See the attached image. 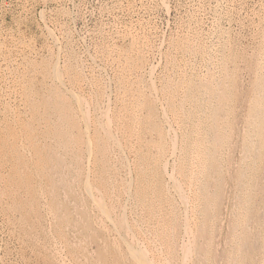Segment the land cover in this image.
<instances>
[{"label": "rangeland", "instance_id": "374dc122", "mask_svg": "<svg viewBox=\"0 0 264 264\" xmlns=\"http://www.w3.org/2000/svg\"><path fill=\"white\" fill-rule=\"evenodd\" d=\"M15 55L19 57L17 58ZM14 59L15 62H13ZM29 59L32 66L28 63ZM31 61L36 63V66H33ZM53 61L60 63L57 64L62 77L65 75L63 77L64 84H55L53 81V74L50 73ZM152 61L153 64H156L155 66L151 64ZM76 62L79 64L76 65ZM0 63V88H2L0 89V117L2 116L0 123H3L0 124V198L2 199L0 200V264H27V262L28 264H42L45 261V264H82L83 261V264L90 262V264H112V262L113 264L121 262L139 264L127 251L125 243L127 237L128 242L134 240L133 244L137 243V239H140V243L144 239L142 245L144 244L143 246L147 249L153 264H173L176 263L175 260L178 262L176 264H214L215 262V264H264V219H261L264 218L262 211L264 210V188L262 189L264 182H261L264 181V172L262 174L264 170V0H0ZM23 63L24 67L21 66ZM99 64L106 68L97 67ZM223 66L226 68L224 69ZM24 68L29 69L25 70ZM99 71L100 73H98ZM234 71L237 73L235 76ZM44 76L45 78H43ZM152 80L157 82V87ZM51 87L56 92L53 93V96L57 94L59 98H71L68 103L73 108H76V101L69 96L68 91L70 90L74 93L77 92L78 94H76L81 95L80 97L83 96V100L87 99V103L93 107L85 104L86 109L89 106L90 110L88 111H91L90 116L93 124L91 132H95L98 136L92 143L91 156L83 136L85 123L81 120V113L77 108L72 111L75 125L70 131L73 142L65 143L64 147L56 142L60 137L54 136L50 130L54 127L55 116L58 115V112L56 113L52 108L53 102L50 105L52 101V97L50 98ZM64 87H67L68 91ZM153 87H156V92ZM236 87L239 88L236 89ZM62 88L64 90H61ZM55 99L56 97L53 100ZM5 101L8 103H6L7 105L4 103ZM107 103L108 105H106ZM9 104L14 106L11 108ZM254 104L259 105L257 112L259 111L262 123L260 129L256 123L258 114L253 110ZM98 105H101L100 109ZM162 109H164L163 112ZM103 112L111 117V131L117 135L115 137L119 141L116 144H112L113 141L109 142L101 125L99 126L105 118ZM99 113L102 115L100 116ZM31 143H34L37 150L39 149L37 155L34 154L30 146ZM124 149L125 151H123ZM18 154L22 156L19 157ZM218 157L220 158L218 159ZM119 159L121 163L125 164H121ZM114 161L116 162L114 163ZM166 161L167 163L164 164ZM87 164L89 167H86ZM165 165L167 172L173 173L174 178H172L173 175L169 177L163 168ZM172 167L174 170L171 169ZM128 168L133 171L129 172ZM229 176L230 178H228ZM129 178L131 179L128 180ZM87 182L88 184L91 182L90 191L94 189V185L95 188H101L100 191L96 189L94 194L98 197L99 194L102 195L101 192L104 193V196L102 195L104 201L102 196L100 199L103 202L106 200L109 218L113 222L107 220V217L101 214V210L91 203L93 202L91 194L85 185ZM47 183L50 185L49 187H47ZM257 186L259 191L256 190ZM19 190L24 192L20 193ZM162 190L165 191L162 192ZM174 194L175 196H173ZM157 201L161 202L157 203ZM105 204L103 203V205ZM132 207L133 209H131ZM33 208L35 209L33 210ZM183 208L188 210L185 211L186 209ZM37 213L38 216H41H36ZM122 213L125 215L124 218ZM184 214L188 216L186 217ZM47 215L49 216L47 217ZM12 216H15L14 219ZM251 218H254L253 221ZM227 221L230 223L229 226ZM118 222H120V226H125L124 229L123 226L119 227ZM252 223L254 225L251 226ZM20 225L22 229L18 227ZM129 225H133V227H129ZM114 226L118 229H114ZM126 226L129 227H127L128 230H125ZM107 227L111 230L107 231ZM186 227L188 228L185 230L186 234L189 235H185L184 228L186 229ZM25 229L30 236L27 231L23 232ZM258 229L260 230L257 231ZM14 232H18V234ZM119 232L121 238H126L125 240L120 239ZM114 233L115 236H113ZM41 234L42 237L39 236ZM133 234L136 239L135 236L131 237ZM219 237L223 238L220 244ZM248 237L251 239L248 240ZM252 237L257 238L256 241ZM150 238L151 240H148ZM155 238L157 241L159 240V243ZM36 240H40L38 244L43 245L39 253L38 248L40 249L41 245L36 244ZM45 242L50 244L47 243V245ZM113 244L117 249L113 247ZM117 244L118 246H116ZM162 244L164 245L162 246ZM181 244L183 248H180ZM224 244L227 246L226 250L222 246ZM49 245L51 250H49ZM246 245L250 248H246ZM120 246H123L122 250ZM251 248L253 251L250 250ZM33 249H35V254ZM185 249L187 252H184ZM247 249L251 256H249V252V254L245 252ZM92 250H95L96 253ZM123 251L126 252L125 255L121 253ZM152 251L153 253H151ZM76 253L79 257L75 256ZM110 253L111 255H109ZM180 254L182 256L185 254L184 258L186 259ZM122 255L124 256L122 257ZM125 257L127 258L125 259ZM37 259L38 261H36ZM158 260L159 262H157ZM169 260H172V263ZM244 261L245 263H243Z\"/></svg>", "mask_w": 264, "mask_h": 264}, {"label": "bare ground", "instance_id": "6f19581e", "mask_svg": "<svg viewBox=\"0 0 264 264\" xmlns=\"http://www.w3.org/2000/svg\"><path fill=\"white\" fill-rule=\"evenodd\" d=\"M219 3H220V2H219ZM215 4H216V3H215ZM220 12H221V11H220ZM45 24H46V23H45ZM216 24H217V23H216ZM55 27H56V26H55ZM212 28H213V27H212ZM215 28H216V27H215ZM46 29H48V28H46ZM186 31H187V30H186ZM222 32H223V31H222ZM210 33H211V32H210ZM212 33H213V32H212ZM214 33H215V32H214ZM217 33H218V32H217ZM225 33H226V32H225ZM52 34H53V33H52ZM200 34H201V33H200ZM204 34H205V33H204ZM53 35H54V34H53ZM134 35H135V34H134ZM211 35H212V34H211ZM220 35H221V34H220ZM58 36H59V35H58ZM61 36H62V35H61ZM213 36H214V35H213ZM222 36H223V35H222ZM51 37H52V36H51ZM209 37H210V36H209ZM217 37H218V36H217ZM223 38H224V37H223ZM14 39H15V38H14ZM197 39H198V38H197ZM209 39H210V38H209ZM209 39H208V40H209ZM214 39H215V38H214ZM225 39H227V38H225ZM150 40H152V39H150ZM215 40H216V39H215ZM143 41H144V40H143ZM180 41H181V40H180ZM258 41H259V40H258ZM59 43H60V42H59ZM114 43H115V42H114ZM120 43H122V42H120ZM125 43H126V42H125ZM125 43H123V44H125ZM195 43H196V42H195ZM214 43H215V42H214ZM217 43H218V42H217ZM147 44H148V43H147ZM161 44H162V43H161ZM212 44H213V42H212ZM115 45H116V44H115ZM142 45H143V44H142ZM195 45H196V44H195ZM218 45H219V44H218ZM223 45H224V44H223ZM226 45H227V44H226ZM29 46H30V45H29ZM29 46H28V47H29ZM69 46H70V45H69ZM118 46H119V45H118ZM121 46H122V45H121ZM151 46H152V45H151ZM157 46H158V45H157ZM215 46H216V45H215ZM14 47H15V46H14ZM72 47H73V46H72ZM113 47H114V46H113ZM199 47H200V46H199ZM18 48H19V47H18ZM20 48H21V46H20ZM88 48H89V47H88ZM108 48H110V47H108ZM125 48H126V46H125ZM159 48H160V47H159ZM196 48H197V47H196ZM254 48H255V47H254ZM204 49H205V48H204ZM211 49H212V47H211ZM226 49H227V48H226ZM24 50H25V49H24ZM60 50H61V49H60ZM60 50H59V51H60ZM110 50H111V49H110ZM117 50H118V49H117ZM57 51H58V50H57ZM191 51H193V50H191ZM195 51H196V50H195ZM202 51H203V50H202ZM231 51H232V50H231ZM10 52H11V51H10ZM17 52H18V51H17ZM29 52H30V51H29ZM39 52H40V51H39ZM74 52H75V51H74ZM112 52H113V51H112ZM114 52H115V51H114ZM144 52H145V51H144ZM203 52H204V51H203ZM218 52H219V51H218ZM145 53H146V52H145ZM153 53H154V52H153ZM193 53H194V52H193ZM207 53H208V52H207ZM211 53H212V52H211ZM11 54H12V53H11ZM31 54H32V53H31ZM89 54H90V53H89ZM109 54H110V53H109ZM195 54H196V52H195ZM204 54H205V52H204ZM213 54H214V53H213ZM262 54H263V53H262ZM24 55H25V53H24ZM36 55H37V54H36ZM122 55H123V54H122ZM148 55H149V54H148ZM185 55H186V54H185ZM220 55H221V54H220ZM231 55H232V54H231ZM10 56H11V55H10ZM90 56H91V54H90ZM90 56H89V57H90ZM191 56H192V55H191ZM207 56H208V55H207ZM218 56H219V55H218ZM221 56H222V55H221ZM2 57H3V56H2ZM15 57H17V56L15 55ZM18 57H19V56H18ZM18 57H17V58H18ZM118 57H119V56H118ZM154 57H155V56H154ZM196 57H197V54H196ZM210 57H211V56H210ZM219 57H220V56H219ZM227 57H228V56H227ZM255 57H257V56L255 55ZM22 58H23V57H22ZM29 58H30V57H29ZM76 58H77V57H76ZM91 58H92V57H91ZM93 58L95 59V57H93ZM122 58H123V57H122ZM184 58H185V57H184ZM258 58H259V57H258ZM41 59H42V58H41ZM51 59H52V58H51ZM104 59H105V58H104ZM107 59H108V58H107ZM204 59H205V58H204ZM219 59H220V58H219ZM234 59H235V58H234ZM247 59H248V58H247ZM252 59H253V58H252ZM254 59H255V58H254ZM254 59H253V60H254ZM9 60H10V59H9ZM56 60L58 61L59 59H56ZM56 60H54V61H56ZM91 60H93V59H91ZM187 60H188V59H187ZM193 60H194V59H193ZM206 60H207V59H206ZM256 60H257V59H256ZM2 61H3V60H2ZM2 61H1V62H2ZM4 61H5V60H4ZM10 61H12V60H10ZM20 61H22V60H20ZM54 61H53L54 64L52 65V68H51L52 70H51V72H50V73L53 74V79H54L53 81L55 82V84H60V83H63V84H64L65 82L63 81V77H64L65 75L62 77L61 71L59 70V66H58V64H57V63H59V62H54ZM80 61H81V60H80ZM93 61L96 62L95 60H93ZM110 61H111V60H110ZM112 61H113V60H112ZM158 61H159V60H158ZM203 61H204V60H203ZM224 61H225V60H224ZM228 61H229V60H228ZM228 61H227V62H228ZM239 61H240V60H239ZM13 62H15V59H14ZM16 62H17V60H16ZM185 62H186V61H185ZM191 62H193V61H191ZM222 62H223V61H222ZM231 62H232V61H231ZM231 62H230V64H231ZM26 63H27V62H26ZM28 63L30 64V59H29ZM31 63L34 64L33 61H31ZM69 63H70V62H69ZM83 63H84V61H83ZM83 63H82V64H83ZM101 63H102V62H101ZM150 63H151V62H150ZM179 63H180V62H179ZM200 63H201V62H200ZM214 63H215V62H214ZM236 63H237V61H236ZM241 63H242V62H241ZM0 64H1V63H0ZM6 64H7V63H6ZM15 64H16V63H15ZM35 64H36V63H35ZM35 64H34L33 66H36ZM59 64H60V63H59ZM61 64H62V63H61ZM77 64H79V63L76 62V65H77ZM97 64H98V63H97ZM151 64H153V61H152ZM212 64H213V63H212ZM217 64H218V63H217ZM221 64H222V63H221ZM234 64H235V63H234ZM253 64H254V63H253ZM8 65H9V64H8ZM26 65H28V64H26ZM49 65H50V64H49ZM49 65H48V67H49ZM62 65H63V64H62ZM66 65H67V64H66ZM153 65L155 66L156 64H153ZM180 65H181V64H180ZM206 65H207V64H206ZM224 65H225V64H224ZM235 65H236V64H235ZM237 65H238V64H237ZM242 65H243V64H242ZM0 66H1V65H0ZM21 66L24 67V63H23V65H21ZM30 66H32V65L30 64ZM100 66H102V65L99 64V66H97V67H100ZM183 66H184V65H183ZM194 66H195V65H194ZM204 66H205V65H204ZM207 66H208V65H207ZM238 66H239V65H238ZM238 66H237V67H238ZM252 66H253V65H252ZM4 67H5V65H4ZM28 67H29V66H28ZM45 67H46V66H45ZM71 67H72V66H71ZM102 67L106 68L105 66H102ZM151 67H152V65H151ZM185 67H186V66H185ZM189 67H190V66H189ZM195 67H196V66H195ZM223 67H224V69L226 68L225 66H223ZM239 67H242V66H239ZM250 67H251V66H250ZM0 68H1V67H0ZM5 68H7V67H5ZM9 68H10V67H9ZM61 68H62V67H61ZM63 68H64V67H63ZM79 68H80V67H79ZM205 68H206V67H205ZM254 68H255V66H254ZM12 69H13V68H12ZM24 69H25V68H24ZM27 69H29V68H27ZM27 69H25V70H27ZM42 69H43V68H42ZM84 69H85V68H84ZM91 69H92V68H91ZM98 69H99V68H98ZM154 69H155V68H154ZM217 69H218V67H217ZM238 69H239V68H238ZM1 70H2V69H1ZM13 70H15V69H13ZM17 70H18V69H17ZM34 70H35V69H34ZM46 70H47V69H46ZM61 70H62V69H61ZM95 70H96V69H95ZM163 70H164V69H163ZM214 70H215V68H214ZM220 70H222V69L220 68ZM251 70H252V68H251ZM253 70H254V69H253ZM257 70H258V69H257ZM7 71H8V70H7ZM9 71H11V70H9ZM23 71H24V70H23ZM48 71H49V70H48ZM62 71H63V70H62ZM74 71H75V70H74ZM81 71H82V69H81ZM83 71H84V70H83ZM93 71H94V69H93ZM100 71H102V70H100ZM100 71H99L98 73H100ZM117 71H118V70H117ZM141 71H142V70H141ZM197 71H198V70H197ZM223 71H226V70H223ZM28 72H29V71H28ZM28 72H27V73H28ZM31 72H32V71H31ZM37 72H38V70H37ZM39 72H40V71H39ZM66 72H67V71H66ZM70 72H71V71H70ZM89 72H90V71H89ZM174 72H175V71H174ZM178 72H179V71H178ZM178 72H177V73H178ZM234 72H235V73H234V76H235L237 73H236V71H234ZM251 72H252V71H251ZM9 73H10V72H9ZM25 73H26V72H25ZM34 73H35V72H34ZM40 73H41V72H40ZM48 73H49V72H48ZM50 73H49V74H50ZM62 73H63V72H62ZM76 73H77V72H76ZM84 73H85V71H84ZM87 73H88V72H87ZM135 73H137V72H135ZM138 73H139V72H138ZM138 73H137V74H138ZM187 73H188V72H187ZM202 73H203V72H202ZM4 74H5V72H4ZM148 74H149V73H148ZM5 75H6V74H5ZM7 75H8V74H7ZM23 75H26V74H23ZM47 75H48V74H47ZM71 75H72V74H71ZM99 75H100V74H99ZM162 75H163V74H162ZM213 75H214V74H213ZM219 75H220V74H219ZM223 75H224V74H223ZM228 75H229V74H228ZM228 75H227V76H228ZM230 75H231V74H230ZM232 75H233V74H232ZM238 75H239V74H238ZM12 76H13V75H12ZM94 76H95V75H94ZM94 76H93V77H94ZM113 76H114V75H113ZM149 76H150V75H149ZM171 76H172V75H171ZM201 76H202V75H201ZM203 76H204V75H203ZM225 76H226V75H225ZM227 76H226V77H227ZM239 76H240V75H239ZM255 76H256V75H255ZM255 76H254V77H255ZM6 77H7V76H6ZM22 77H24V76H22ZM26 77H27V76H26ZM32 77H33V76H32ZM106 77H107V76H106ZM197 77H198V76H197ZM216 77H217V76H216ZM220 77H221V76H220ZM248 77H249V75H248ZM259 77H260V76H259ZM15 78H16V76H15ZM20 78H21V77H20ZM33 78H35V76H34ZM43 78H45V76H44ZM67 78H68V77H67ZM76 78H77V77H76ZM84 78H85V76H84ZM86 78H88V77H86ZM150 78H151V77H150ZM163 78H164V77H163ZM241 78H242V77H241ZM5 79H6V78H5ZM10 79H11V78H10ZM16 79H17V78H16ZM16 79H15V80H16ZM18 79H19V75H18ZM142 79H143V78H142ZM20 80H21V79H20ZM27 80H28V79H27ZM37 80H38V79H37ZM79 80H80V79H79ZM88 80H89V79H88ZM102 80H103V79H102ZM153 80H154V79H153ZM153 80H152V81H153ZM162 80H163V79H162ZM195 80H196V79H195ZM224 80H225V79H224ZM236 80L238 81V79H236ZM239 80H240V79H239ZM32 81H33V80H32ZM42 81H43V80H42ZM66 81H67V79H66ZM80 81H81V80H80ZM109 81H111V80H109ZM152 81H151V82H152ZM155 81H156V79H155ZM172 81H173V80H172ZM237 81H236V83H237ZM240 81H241V80H240ZM250 81H251V80H250ZM7 82H8V81H7ZM25 82H26V81H25ZM30 82H31V81H30ZM1 83H2V82H1ZM4 83H5V82H4ZM13 83H14V82H13ZM17 83H19V82H17ZM41 83H43V82H41ZM41 83H40V84H41ZM44 83H45V82H44ZM66 83H67V82H66ZM75 83H76V82H75ZM153 83H154L155 85L157 84V82L155 83L154 81H153ZM153 83H152V85H153ZM196 83H197V82H196ZM21 84H22V83H21ZM45 84H46V83H45ZM47 84H48V83H47ZM71 84H72V82H71ZM90 84H91V83H90ZM110 84H111V83H110ZM110 84H109V85H110ZM202 84H203V82L201 83V85H202ZM218 84H219V83H218ZM7 85H8V84H7ZM12 85H13V84H12ZM23 85H24V84H23ZM30 85H31V84H30ZM30 85H26V86H30ZM52 85H54V84H52ZM68 85H69V84H68ZM109 85H108V86H109ZM142 85H143V84H142ZM18 86H20V85H18ZM33 86H34V85H33ZM62 86H64V85H62ZM78 86H79V85H78ZM110 86H111V85H110ZM204 86H206V85H204ZM204 86H203V87H204ZM40 87H41V86H40ZM42 87H43V86H42ZM59 87H60V86H59ZM74 87H75V86H74ZM156 87H157V85H156ZM156 87H153V89L155 90ZM206 87H207V86H206ZM3 88H4V87H3ZM15 88H16V87H15ZM21 88H22V87H21ZM23 88H24V87H23ZM26 88H27V87H26ZM47 88H49V87H47ZM47 88H46V89H47ZM52 88H53V87H51V89H52ZM64 88H66V90H67V87H64ZM105 88H106V87H105ZM142 88H143V87H142ZM237 88H239V87H236V89H237ZM0 89H2V88H0ZM5 89H6V87H5ZM28 89H29V88H28ZM28 89H27V90H28ZM109 89H110V88H109ZM204 89H206V88H204ZM29 90H30V89H29ZM29 90H28V91H29ZM31 90H32V88H31ZM43 90H44V89H43ZM47 90H48V89H47ZM61 90H64V89L62 88ZM69 90H70V89H69ZM72 90L75 91V89H72ZM78 90H79V89H78ZM111 90H112V89H111ZM4 91H5V90H4ZM28 91H27V92H28ZM67 91H68V90H67ZM79 91H80V90H79ZM89 91H90V90H89ZM94 91H95V90H94ZM105 91H107V90H105ZM157 91H158V90H157ZM165 91H166V90H165ZM216 91H217V90H216ZM9 92H10V91H9ZM31 92H32V94H33V91H31ZM64 92H65V91H64ZM68 92H69V96H71V97H73V98L75 99V101H76V103H75V104H76V108L80 111V113H81V120H83V123H85V126H84L85 131H84V135H83V136H84V138L86 139L85 142H86V145H87V149H88V151H89L88 153H89V155L91 156L90 153H92V152H91L92 143L97 139L98 136L96 135L95 132H94V133L91 132V130H93V129H91V127H92L93 124H92L91 116H90V115H91V114H90L91 111H90V112L88 111V110H90V109H88L89 106H90V104L87 103V102H88L87 99L85 100L86 102L83 100V96L80 97L81 95H77V94H78L77 92H76L77 94L74 93V92L71 91V90L68 91ZM109 92H110V91H109ZM109 92H108V93H109ZM155 92H156V90H155ZM239 92H240V91H239ZM1 93L4 94L3 92H1ZM7 93H8V92H7ZM51 93H52L51 96L48 94V97H49V96H50V98L52 97V101L50 102V105H51L52 102H53V106H52V108L56 111V113L58 112V115L55 116V117H56V121L54 122V127H52L50 130H51V132L53 133L54 136H57V135H58V137H60L59 140H58V139L56 140V142H57L58 144H60V146H63V147H64V146H65V145H64L65 143H68V142L72 143V142H73V139H72V133H71L70 129H71V128H74V125H75V122H74V120H73V118H72V111H73V109H76V108H75V107L73 108V107L68 103V102L70 101L71 98H69V97L59 98V97L57 96V94H54V96H53V93H56L53 89L51 90ZM90 93H91V92H90ZM20 94H21V93H20ZM24 94H25V92H24ZM24 94H23V95H24ZM92 94H93V93H92ZM256 94H257V93H256ZM0 95H1V94H0ZM55 95H56V96H55ZM82 95H83V94H82ZM106 95H107V94H106ZM109 95H110V94H109ZM180 95H181V94H180ZM238 95H239V94H238ZM24 96H25V95H24ZM45 96H46V95H45ZM104 96H105V95H104ZM110 96H111V95H110ZM9 97H10V96H9ZM14 97H15V96H14ZM20 97H21V96H20ZM34 97H35V96H34ZM54 97H56L55 100H53ZM85 97H86V96H85ZM85 97H84V98H85ZM96 97H97V95H96ZM107 97H109V96H107ZM243 97H244V96H243ZM0 98H1V96H0ZM3 98H4V95H3ZM12 98H13V97H12ZM73 98H72V99H73ZM88 98H89V97H88ZM109 98H110V97H109ZM159 98H160V97H159ZM15 99H17V98H15ZM15 99H14V100H15ZM39 99H40V98H39ZM91 99H92V97H91ZM212 99H213V97H212ZM221 99H222V98H221ZM238 99H241V98H238ZM4 100H5V99H4ZM30 100H31V98H30ZM30 100H29V101H30ZM42 100H43V99H42ZM89 100H90V99H89ZM111 100H112V98H111ZM163 100H164V99H163ZM24 101H25V99H24ZM29 101H28V102H29ZM72 101H73V100H72ZM185 101H186V100H185ZM2 102H3V101H2ZM19 102H20V101H19ZM34 102H35V101H34ZM102 102H103V101H102ZM106 102H108V101H106ZM109 102H110V101H109ZM159 102H162V101H159ZM4 103L6 104L7 102L5 101ZM30 103H31V102H30ZM90 103H91V102H90ZM98 103H99V101H98ZM103 103H104V102H103ZM236 103H237V102H236ZM7 104H8V103H7ZM7 104H6V105H7ZM85 104L89 105L87 109H86V107H85ZM1 105H2V104H1ZM18 105H19V104H18ZM91 105H93V104H91ZM106 105H108V103H107ZM109 105H110V103H109ZM9 106H11V105L9 104ZM13 106H14V105H13ZM13 106H11V108H12ZM25 106L27 107V105H25ZM28 106H29V105H28ZM41 106H42V105H41ZM94 106H95V104H94ZM96 106H97V105H96ZM98 106H99V105H98ZM100 106H101V105H100ZM100 106H99V109H100ZM161 106H162V105H161ZM186 106H187V105H186ZM258 106H259V105L254 104V107H253V110L256 112V114L259 113V111L257 112V107H258ZM15 107H16V106H15ZM26 107H25V109H26ZM90 107H91V106H90ZM125 107H126V105H125ZM162 107H164V106H162ZM241 107H242V106H241ZM2 108H3V107H2ZM5 108H6V107H5ZM21 108H22V106H21ZM31 108L33 109L32 105H31ZM31 108H30V109H31ZM91 108H93V107H91ZM107 108H108V106H107ZM238 108H239V107H238ZM243 108H244V107H243ZM115 109H116V108H115ZM164 109H165V108H164ZM164 109H162V112L164 111ZM231 109H232V108H231ZM0 110H1V109H0ZM3 110H4V109H3ZM93 110H94V109H93ZM109 110H110V108H109ZM238 110H239V109H238ZM12 111H13V109H12ZM20 111H21V110H20ZM25 111H26V110H25ZM28 111L30 112V110H28ZM28 111H27V112H28ZM98 111H99V110H98ZM104 111H105V110H104ZM106 111H107V113H108V109H107ZM110 111H111V110H110ZM241 111H242V109H241ZM244 111H245V110H244ZM9 112L11 113V111H9ZM9 112H8V113H9ZM22 112H23V111H22ZM41 112H42V111H41ZM95 113H96V112H95ZM105 113H106V112H105ZM4 114H5V113H4ZM4 114H3V115H4ZM243 114H244V113H243ZM12 115H13V114H12ZM54 115H55V114H54ZM93 115H94V114H93ZM99 115H100V113H99ZM101 115H102V114H101ZM101 115H100V116H101ZM103 115H105L104 112H103ZM164 115H165V114H164ZM222 115H223V114H222ZM9 116H10V115H9ZM14 116H15V115H14ZM27 116H28V115H27ZM33 116H34V115H33ZM108 116H109V115H105V116H103V117H105L104 120H103V122H102V123L100 122L101 124H99V123H98V124H99V126L101 125V128H102V130H103V132H104V135H105V137L109 140V142H110V141H113L112 144H116V143L119 142V141H117V139H116L117 137H115V136H117V135H116V134L114 135V133H112V131H111V127H112V126H111V123H112V122H111V117H108ZM242 116H243V115H242ZM1 117H2V116H1ZM1 117H0V118H1ZM37 117H38V116H37ZM129 117H130V116H129ZM221 117H222V116H221ZM223 117H224V116H223ZM238 117H239V116H238ZM38 118H39V117H38ZM51 118H52V116H51ZM53 118H54V117H53ZM146 118H147V117H146ZM205 118H206V117H205ZM210 118H211V117H210ZM240 118H241V117H240ZM11 119H12V118H11ZM14 119H15V118H14ZM97 119H98V117H97ZM102 119H103V118H102ZM158 119H159V118H158ZM167 119H168V118H167ZM208 119H209V118H208ZM221 119H222V118H221ZM0 120H1V119H0ZM27 120H28V119H27ZM113 120H114V119H113ZM237 120H239V119H237ZM244 120H245V119H244ZM19 121H20V120H19ZM23 121H24V119H23ZM167 121H168V120H167ZM167 121H166V122H167ZM207 121H208V120H207ZM241 121H242V120H241ZM0 122H1V121H0ZM14 122H15V120H14ZM21 122H22V120H21ZM24 122H25V121H24ZM27 122H28V121H27ZM97 122H98V121H97ZM211 122H212V121H211ZM235 122H237V121H235ZM43 123H44V121H43ZM80 123H81V122H80ZM139 123H140V122H139ZM144 123H145V122H144ZM144 123H143V124H144ZM233 123H234V121H233ZM256 123H257L258 129H260V128H261L260 126H262V123H261V121H260V115H259V114L256 116ZM0 124H1V123H0ZM2 124H3V123H2ZM2 124H1V125H2ZM5 124H6V123H5ZM31 124H32V123H31ZM37 124H38V123H37ZM7 125H8V123H7ZM16 125H17V124H16ZM20 125H21V124H20ZM150 125H151V124H150ZM233 125H234V124H233ZM22 126H23V124H22ZM27 126H28V125H27ZM32 126H33V125H32ZM46 126H47V125H46ZM19 127H20V126H19ZM168 127H169V126H168ZM174 127H175V126H174ZM207 127H208V126H207ZM42 128H43V127H42ZM116 128H117V127H116ZM1 129H2V128H1ZM117 129H118V128H117ZM117 129H116V130H117ZM167 129H169V128H167ZM221 129H222V128H221ZM234 129H235V127H234ZM3 130H4V128H3ZM20 130H21V128H20ZM26 130H27V129H26ZM226 130H227V129H226ZM5 131H6V130H5ZM32 131H34V130H32ZM73 131H74V130H73ZM172 131H173V130H172ZM175 131H176V130H175ZM12 132H13V131H12ZM115 132H116V131H115ZM141 132H142V131H141ZM233 132H234V131H233ZM1 133H2V132H1ZM7 133H8V132H7ZM18 133H19V132H18ZM21 133H23V132H21ZM42 133H43V132H42ZM121 133H122V132H121ZM136 133H137V131H136ZM208 133H209V132H208ZM24 134H25V133H24ZM44 134H45V133H44ZM173 134H174V133H173ZM250 134H251V133H250ZM250 134H249V135H250ZM131 135H132V134H131ZM153 135H155V134L153 133ZM176 135H177V134H176ZM12 136H13V135H12ZM21 136H22V135H21ZM120 136H121V135H120ZM122 136H123V135H122ZM129 136H130V135H129ZM177 136H178V135H177ZM233 136H235V135H233ZM5 137H6V136H5ZM7 137H8V135H7ZM37 137H38V136H37ZM45 137H46V136H45ZM127 137H128V136H127ZM172 137H173V136H172ZM243 137H244V136H243ZM245 137H246V136H245ZM252 137H253V136H252ZM20 138H22V137H20ZM29 138H30V137H29ZM41 138H42V137H41ZM43 138H44V137H43ZM142 138H143V137H142ZM174 138H175V136H174ZM4 139H5V138H4ZM10 139H11V138H10ZM12 139H13V138H12ZM39 139H40V138H39ZM39 139H38V140L36 139V140L39 141ZM155 139H156V137H155ZM234 139H235V138H234ZM26 140H27V139H26ZM118 140H119V139H118ZM172 140H173V139H172ZM176 140H177V139H176ZM215 140H216V139H215ZM215 140H214V141H215ZM19 141H20V140H19ZM21 141H22V140H21ZM32 141H33V140H32ZM37 141H36V142H37ZM98 141H99V140H98ZM129 141H130V140H129ZM135 141H136V140H135ZM141 141H142V140H141ZM230 141H231V140H230ZM239 141H240V140H239ZM0 142H1V141H0ZM171 142H172V141H171ZM3 143H4V142H3ZM19 143H20V142H19ZM23 143H24V142H23ZM82 143H83V142H82ZM129 143H130V142H129ZM21 144H22V143H21ZM27 144H28V143H27ZM42 144H43V143H42ZM84 144H85V143H84ZM119 144H120V143H119ZM173 144H174V143H173ZM216 144H217V142H216ZM231 144H232V142H231ZM1 145H2V144H1ZM108 145H109V144H108ZM117 145H118V144H117ZM122 145H123V144L121 143V146H122ZM174 145H175V144H174ZM217 145H218V144H217ZM255 145H256V144H255ZM22 146H23V145H22ZM24 146H25V145H24ZM30 146H31V148H32L33 151H34V154L37 155L39 149H38V150L36 149L34 143H31ZM43 146H44V145H43ZM113 146H114V145H113ZM113 146H112V147H113ZM115 146H116V145H115ZM126 146H127V145H125V147H126ZM5 147H6V146H5ZM131 147H132V146H131ZM229 147H230V146H229ZM40 148H41V147H40ZM43 148H44V147H43ZM60 148H61V147H60ZM85 148H86V147H85ZM120 148H121V147H120ZM120 148H119V149H120ZM126 148H127V147H126ZM2 149H3V148H2ZM4 149H5V148H4ZM122 149H123V148H122ZM132 149H133V148H132ZM173 149H174V148H173ZM173 149H172V150H173ZM215 149H216V148H215ZM19 150H20V149H19ZM19 150H18V151H19ZM46 150H47V149H46ZM112 150H113V148H112ZM112 150H111V151H112ZM170 150H171V149H170ZM174 150H175V149H174ZM18 151H17V152H18ZM25 151H26V150H25ZM28 151H29V150H28ZM50 151H51V150H50ZM85 151H86V149H85ZM123 151H125V149H124ZM132 151H133V150H132ZM137 151H138V150H137ZM157 151H158V150H157ZM214 151H215V150H214ZM2 152H3V151H2ZM6 152H7V151H6ZM15 152H16V151H15ZM47 152H48V151H47ZM68 152H69V150H68ZM120 152H121V151H120ZM162 152H163V151H162ZM18 153H19V152H18ZM28 153H29V152H28ZM114 153H115V152H114ZM116 153H117V152H116ZM122 153H123V152H122ZM132 153H133V152H132ZM14 154H15V153H14ZM21 154H22V153H21ZM25 154H26V153H25ZM50 154H51V153H50ZM52 154H53V153H52ZM84 154H85V153H84ZM212 154H213V153H212ZM227 154H228V153H227ZM1 155H2V154H1ZM5 155H6V154H5ZM8 155H9V154H8ZM45 155H46V154H45ZM64 155H65V154H64ZM89 155H88V156H89ZM114 155H115V154H114ZM123 155H124V154H123ZM139 155H140V154H139ZM170 155H171V154H170ZM172 155H173V153H172ZM235 155H236V154H235ZM239 155H240V154H239ZM251 155H252V153H251ZM12 156H13V155H12ZM12 156H11V157H12ZM17 156L21 157L22 155L20 156V155L18 154ZM17 156H16V157H17ZM42 156H43V155H42ZM85 156H86V155H85ZM116 156H117V155H116ZM119 156H120V155H119ZM124 156H125V155H124ZM134 156H135V155H134ZM136 156H137V155H136ZM228 156H229V155H228ZM31 157H32V156H31ZM50 157H52V156H50ZM81 157H82V156H81ZM121 157H122V156H121ZM138 157H139V156H138ZM168 157H169V156H168ZM168 157H167V158H168ZM33 158H34V157H33ZM89 158H91V157H89ZM111 158H112V157H111ZM123 158H125V157H123ZM130 158H132V157H130ZM133 158H134V157H133ZM133 158H132V159H133ZM172 158H173V157H172ZM214 158H215V157H214ZM219 158H220V157H218V159H219ZM224 158H225V157H224ZM230 158H231V157H230ZM234 158H235V157H234ZM244 158H245V157H244ZM260 158H261V157H260ZM18 159H20V158H18ZM82 159H83V158H82ZM113 159H114V158H113ZM173 159H174V158H173ZM173 159H172V161H173ZM16 160H17V159H16ZM42 160H43V159H42ZM80 160H81V159H80ZM117 160H118V159H117ZM121 160H122V159H121ZM127 160H128V159H127ZM141 160H142V158H141ZM1 161H2V160H1ZM28 161H29V160H28ZM55 161H56V160H55ZM89 161H90V159H89ZM119 161H120V159H119ZM122 161H125V160L123 159ZM228 161H229V160H228ZM230 161H231V160H230ZM233 161H235V160H233ZM11 162H12V161H11ZM25 162H26V161H25ZM82 162H83V161H82ZM85 162H86V161H85ZM115 162H116V161H114V163H115ZM128 162H130V161H128ZM163 162H164V161H163ZM163 162H162V163H163ZM174 162H175V161H174ZM255 162H256V161H255ZM91 163H92V162H91ZM114 163H113V164H114ZM120 163H121V161H120ZM132 163H133V162H132ZM166 163H167V161H166L164 164H166ZM4 164H5V163H4ZM9 164H10V163H9ZM9 164H8V165H9ZM33 164H34V163H33ZM33 164H32V165H33ZM89 164H90V163H89ZM89 164H87L88 166H86V167H89ZM121 164H125V163L123 162V163H121ZM121 164H120V165H121ZM221 164H222V163H221ZM231 164H232V163H231ZM115 165H116V164H115ZM219 165H220V164H219ZM232 165H233V164H232ZM262 166H263V165H262ZM96 167H97V166H96ZM108 167H109V166H108ZM116 167H117V166H116ZM124 167H125V166H124ZM126 167H128V166H126ZM162 167H163V166H162ZM165 167L167 168V166L165 165V166L163 167V168L166 170V172H167V169H166ZM227 167H228V166H227ZM227 167H226V168H227ZM230 167H231V165H230ZM4 168H5V167H4ZM39 168H40V167H39ZM75 168H76V167H75ZM232 168H233V167H232ZM21 169H22V168H21ZM93 169H94V168H93ZM96 169H97V168H96ZM117 169H118V168H117ZM120 169H121V168H120ZM120 169H119V170H120ZM123 169H124V168H123ZM130 169H131V168H130ZM171 169H173V167H172ZM178 169H179V168H178ZM178 169H177V170H178ZM194 169H195V168H194ZM194 169H193V171H194ZM263 169H264V168H263ZM43 170H44V169H43ZM125 170H126V169H125ZM128 170H129V168H128ZM128 170H127V171H128ZM131 170H132V169H131ZM173 170H174V169H173ZM22 171H23V169H22ZM87 171H89V170H87ZM87 171H86V172H87ZM92 171H93V170H92ZM132 171H133V170H132ZM132 171L129 170V172H132ZM135 171H136V170H135ZM171 171H172V170H171ZM201 171H202V170H201ZM226 171H227V169H226ZM228 171H229V170H228ZM231 171H232V170H231ZM0 172H1V171H0ZM3 172H4V171H3ZM33 172H34V171H33ZM120 172H121V171H120ZM125 172H126V171H125ZM152 172H154V171H152ZM173 172H174V171H173ZM197 172H198V171H197ZM224 172H225V171H224ZM263 172H264V170L262 171V174H263ZM22 173H23V172H22ZM36 173H37V172H36ZM43 173H44V172H43ZM87 173H88V172H87ZM107 173H108V171H107ZM116 173H117V172H116ZM167 173H168V172H167ZM167 173H166V174H167ZM11 174H12V173H11ZM38 174H39V173H38ZM38 174H37V175H38ZM124 174H125V173H124ZM168 174H169V177L172 176V175H173L172 178L175 177L173 173L171 174V172L168 173ZM229 174H230V173H229ZM229 174H228V175H229ZM8 175H9V174H8ZM33 175H34V174H33ZM54 175H55V173H54ZM87 175H88V174H87ZM109 175H110V174H109ZM111 175H113V174H111ZM126 175H127V174H126ZM186 175H187V174H186ZM242 175H243V174H242ZM27 176H28V175H27ZM34 176H35V175H34ZM76 176H77V175H76ZM85 176H86V175H85ZM119 176H120V175H119ZM121 176H123V175H121ZM138 176H139V175H138ZM230 176H232V175H230ZM230 176H229L228 178H230ZM260 176H262V175H260ZM11 177H12V176H11ZM110 177L112 178L113 176H110ZM169 177H168V178H169ZM4 178H5V176H4ZM41 178H42V177H41ZM82 178H83V177H82ZM120 178H121V177H120ZM123 178H124V176H123ZM177 178H178V177H177ZM228 178H227V179H228ZM234 178H235V177H234ZM37 179H39V178H37ZM37 179H36V180H37ZM86 179H88V178L86 177ZM89 179H90V178H89ZM115 179H116V178H115ZM130 179H131V178H129L128 180H130ZM227 179H226V180H227ZM260 179H261V177H260ZM132 180H133V179H132ZM132 180H131V182H132ZM169 180H170V178H169ZM178 180H179V179H178ZM221 180H222V179H221ZM223 180H224V179H223ZM230 180H231V179H230ZM232 180H233V179H232ZM235 180H237V179H235ZM257 180H258V178H257ZM33 181H34V180H33ZM42 181H43V180H42ZM56 181H57V180H56ZM73 181H74V180H73ZM86 181H87V180H86ZM88 181H90V180H88ZM110 181H111V179H110ZM112 181H113V180H112ZM115 181H116V180H115ZM175 181H177V180H175ZM227 181H228V180H227ZM58 182H59V181H58ZM224 182H225V181H224ZM231 182H232V181H231ZM238 182H239V181H238ZM261 182L263 183L264 181H261ZM83 183H84V182H83ZM211 183H212V182H211ZM259 183H260V182H259ZM20 184H21V183H20ZM112 184H113V183H112ZM131 184H132V183H131ZM166 184H167V182H166ZM171 184L174 185L175 182H174V184H173V183H171ZM228 184H230V183H228ZM245 184H246V183H245ZM3 185H4V184H3ZM8 185H9V184H8ZM35 185H37V184H35ZM39 185H40V184H39ZM85 185L87 186V188H88L89 191H90V187H92V186H89V185H91V182H90L89 184H88V182H87V184H85ZM114 185H115V184H114ZM119 185H120V184H119ZM127 185H128V184H127ZM172 185H171V186H172ZM178 185H179V183H178ZM230 185H231V184H230ZM236 185H237V183H236ZM256 185H257V184H256ZM12 186H13V185H12ZM49 186H50V185H48V183H47V187H49ZM175 186H176V185H175ZM258 186L260 187L261 184L258 185ZM258 186H257L256 190H258ZM0 187H1V186H0ZM83 187H85V186H83ZM111 187H112V186H111ZM126 187H127V186H126ZM167 187H168V186H167ZM176 187H177V186H176ZM178 187H179V186H178ZM242 187H243V186H242ZM6 188H7V187H6ZM10 188H11V186H10ZM14 188H15V186H14ZM14 188H13V189H14ZM75 188H76V187H75ZM87 188H85V189H87ZM93 188H94V189H92V190H94V191L91 192V191H92V190H91L90 193H89V194H91L90 196H91L92 201H93V202H91V203H94V204L96 205V208L98 207V208L101 210V214H103L105 217H107V220H110V218H109L110 214H109V212H108L109 209L107 208V206H106V204H105L106 200H105V202H103V201H104V198H103V196H104L103 194H104V193L101 192V194H102L103 196L99 194L100 197H99V196L97 197V195H95L94 192H95L96 189H97V191H98V190L100 191L101 188H100V189H99V188H95V185H94ZM116 188H117V187H116ZM127 188H128V187H127ZM131 188H132V187H131ZM172 188H173V187H172ZM263 188H264V187H262V189H263ZM3 189H4V187H3ZM25 189H26V188H25ZM33 189H34V188H33ZM41 189H42V187H41ZM43 189H44V188H43ZM52 189H53V188H52ZM82 189H83V188H82ZM108 189H109V184H108ZM113 189H114V188H113ZM229 189H230V187H229ZM262 189H261V190H262ZM31 190H32V189H31ZM47 190H48V189H47ZM125 190H126V189H125ZM125 190H124V191H125ZM128 190L131 191V189H129V188H128ZM128 190H127V191H128ZM171 190H172V189H171ZM171 190H169V191L171 192ZM173 190H175V189H173ZM180 190H181V189H180ZM227 190H228V189H227ZM248 190H249V189H248ZM22 191H23V190H22ZM22 191H21V192H22ZM87 191H88V190H87ZM87 191H86V193H87ZM110 191H111V190H110ZM164 191H165V190H164ZM164 191L162 190V192H164ZM176 191H177V190H176ZM176 191H175V192H176ZM190 191H191V190H190ZM204 191H205V190H204ZM258 191H259V190H258ZM258 191H257V192H258ZM19 192H20V190H19ZM21 192H20V193H21ZM23 192H24V191H23ZM29 192H30V191H29ZM42 192H43V191H42ZM42 192H41V193H42ZM125 192H126V191H125ZM197 192H198V191H197ZM226 192H228V191H226ZM0 193H1V192H0ZM128 193H129V192H128ZM11 194H12V193H11ZM37 194H38V193H37ZM50 194H53V193L50 192ZM87 194H88V193H87ZM89 194H88V195H89ZM113 194H114V193L112 192V195H113ZM125 194H126V193H125ZM125 194H124V195H125ZM131 194H132V193H131ZM169 194H170V193H169ZM206 194H207V193H206ZM261 194H262V193H261ZM8 195H9V194H8ZM18 195H19V194H18ZM35 195H36V194H35ZM43 195H44V194H43ZM171 195H172V194H171ZM179 195H180V194H179ZM184 195H185V194H184ZM250 195H251V194H250ZM22 196H23V195H22ZM22 196H21V197H22ZM54 196H55V195H54ZM101 196H102V198H103V201H101V199H102ZM128 196H129V195H128ZM173 196H175V194H174ZM182 196H183V195H182ZM212 196H213V195H212ZM212 196H211V199H212ZM9 197H10V196H9ZM15 197H16V196H15ZM17 197H18V196H17ZM27 197H28V196H27ZM55 197H56V196H55ZM105 197H106V196H105ZM126 197H127V196H126ZM130 197H131V196H130ZM18 198H19V197H18ZM22 198H23V197H22ZM25 198H26V196H25ZM51 198H52V196H51ZM100 198H101V199H100ZM107 198H108V196H107ZM107 198H106V199H107ZM118 198H119V197H118ZM128 198H129V197H128ZM231 198H232V197H231ZM44 199L46 200V198H44ZM61 199H62V198H61ZM63 199H64V198H63ZM114 199H115V198H114ZM141 199H143V198H141ZM174 199H175V198H174ZM182 199H183V198H182ZM184 199H185V196H184ZM221 199H222V198H221ZM233 199H234V198H233ZM255 199H256V198H255ZM261 199H262V198H261ZM0 200H2V199L0 198ZM4 200H5V199H4ZM22 200H23V199H22ZM32 200H33V199H32ZM34 200H35V199H34ZM107 200H108V199H107ZM111 200H113V199H111ZM126 200H127V199H126ZM135 200H136V199H135ZM180 200H181V198H180ZM180 200H179V201H180ZM9 201H10V200H9ZM18 201H19V200H18ZM47 201H48V200H47ZM53 201H54V200H53ZM53 201H52V203H53ZM115 201H116V199H115ZM182 201H183V200H182ZM182 201H181V202H182ZM189 201H190V200H189ZM228 201H229V198H228ZM228 201H227V202H228ZM10 202H11V201H10ZM20 202H21V200H20ZM113 202H114V201H113ZM130 202H131V201H130ZM136 202H137V201H136ZM159 202H161V201H159ZM159 202L157 201V203H159ZM162 202H163V201H162ZM3 203H4V202H3ZM5 203H6V201H5ZM18 203H19V202H18ZM24 203H25V200H24ZM37 203H38V202H37ZM57 203H58V202H57ZM75 203H76V202H75ZM85 203H86V202H85ZM103 203H104L105 205H103ZM127 203H128V202H127ZM225 203H226V202H225ZM233 203H234V201H233ZM34 204H35V203H34ZM41 204H42V203H41ZM43 204H44V203H43ZM114 204H115V203H114ZM117 204H118V203H117ZM163 204H164V203H163ZM182 204H183V202H182ZM229 204H230V203H229ZM257 204H258V203H257ZM4 205H5V204H4ZM7 205H8V204H7ZM19 205H20V204H19ZM50 205H51V204H50ZM111 205H113V204H111ZM133 205H134V204H133ZM135 205H136V204H135ZM230 205H231V204H230ZM254 205L257 206L256 204H254ZM27 206H28V205H27ZM45 206H46V205H45ZM56 206H57V205H56ZM80 206H81V205H80ZM86 206H87V205H86ZM105 206H106L107 209L104 208ZM123 206H125V205H123ZM126 206H127V205H126ZM171 206H172V205H171ZM178 206H179V205H178ZM185 206H186V205H185ZM261 206H262V205H261ZM6 207H7V206H6ZM11 207H12V206H11ZM11 207H10V210H11ZM18 207H19V206H18ZM33 207H34V206H33ZM48 207H49V206H48ZM57 207H58V206H57ZM110 207H111V206H110ZM110 207H109V208H110ZM112 207H113V206H112ZM191 207H192V206H191ZM224 207H225V206H224ZM224 207H223V208H224ZM252 207H253V206H252ZM262 207H263V206H262ZM7 208H8V207H7ZM7 208H6V209H7ZM19 208H20V207H19ZM19 208H18V209H19ZM83 208H84V207H83ZM114 208L116 209L117 207H114ZM125 208H126V207H125ZM154 208H155V207H154ZM180 208H181V207H180ZM187 208H190V207H187ZM187 208H185L186 210H185L184 208H183V209H184L185 211H187V210H188ZM227 208H228V207H227ZM12 209H13V208H12ZM27 209H28V208H27ZM30 209H31V208H30ZM30 209H29V210H30ZM34 209H35V208H33V210H34ZM94 209H95V207H94ZM110 209H111V208H110ZM127 209H128V208H127ZM131 209H133V207H132ZM225 209H226V208H225ZM19 210H21V209H19ZM29 210H28V211H29ZM33 210H32V211H33ZM48 210H49V209H48ZM92 210H93V209H92ZM92 210H91V211H92ZM124 210H126V209H124ZM129 210H130V208H129ZM192 210H193V209H192ZM196 210H197V209H196ZM253 210H254V209H253ZM2 211H3V210H2ZM32 211H31V212H32ZM262 211L264 212V210H262ZM38 212L40 213V211H38ZM93 212H94V211H93ZM98 212H99V211H98ZM111 212H112V211H111ZM113 212H114V211H113ZM122 212H123V209H122ZM125 212H126V211H125ZM125 212H124V214H126ZM183 212H184V211H183ZM254 212H255V210H254ZM260 212H261V211H260ZM9 213H10V212H9ZM11 213H12V210H11ZM26 213H27V212H26ZM35 213H36V211H35ZM54 213H55V212H54ZM172 213H173V212H172ZM174 213H176V212H174ZM181 213H182V211H181ZM185 213H186V212H185ZM187 213H188V212H187ZM187 213H186V214H187ZM202 213H203V212H202ZM5 214H6V213H5ZM41 214L44 215V213H41ZM47 214H48V213H47ZM49 214H50V213H49ZM94 214H95V213H94ZM124 214H123V213L121 214V215L123 216V218L125 217ZM206 214H207V212H206ZM222 214H223V213H222ZM227 214H228V213H227ZM257 214L259 215V212H258ZM261 214H262V213H261ZM13 215H14V214H13ZM30 215H32V214H30ZM184 215H185V214H184ZM202 215H203V214H202ZM251 215H252V214H251ZM255 215H256V214H255ZM7 216H8V214H7ZM36 216H38V213H37ZM40 216H41V215H40ZM40 216H38V217H40ZM48 216H49V215H47V217H48ZM55 216H56V215H55ZM88 216H89V215H88ZM116 216H117V215H116ZM126 216H127V214H126ZM132 216H133V215H132ZM137 216H138V215H137ZM141 216H142V215H141ZM157 216H158V215H157ZM181 216H183V214H181ZM185 216H186V215H185ZM187 216H188V215H187ZM187 216H186V217H187ZM228 216H229V215H228ZM230 216H231V215H230ZM8 217H9V216H8ZM12 217H13V216H12ZM14 217H15V216H14ZM14 217H13V219H14ZM29 217H30V216H29ZM44 217H45V216H44ZM53 217H54V214H53ZM56 217H57V216H56ZM98 217H100V216L98 215ZM186 217H185V218H186ZM192 217H193V216H192ZM257 217H258V216H257ZM10 218H11V217H10ZM32 218H33V217H32ZM49 218H50V217H49ZM93 218H94V217H93ZM108 218H109V219H108ZM126 218H127V217H126ZM132 218H133V217H132ZM140 218H141V217H140ZM152 218H153V217H152ZM185 218H184V219H185ZM211 218H212V217H211ZM219 218H220V217H219ZM219 218H218V219H219ZM6 219H7V218H6ZM55 219H56V218H55ZM96 219H97V218H96ZM102 219H103V217H102ZM104 219H105V218H104ZM115 219L117 220V218H115ZM134 219H135V218H134ZM141 219H143V218H141ZM251 219H252V218H251ZM253 219H254V218H253ZM253 219H252V221H253ZM261 219H264V218H261ZM8 220H9V219H8ZM22 220H23V219H22ZM28 220H29V218H28ZM32 220H33V219H32ZM32 220H30V221H32ZM39 220H40V219H39ZM44 220H45V219H44ZM46 220H47V219H46ZM97 220H98V219H97ZM127 220H128V218H127ZM167 220H168V219H167ZM220 220H221V219H220ZM220 220H219V221H220ZM229 220H230V218H229ZM10 221H11V220H10ZM14 221H15V220H14ZM25 221H26V220H25ZM25 221H24V222H25ZM41 221H42V218H41ZM102 221H103V220H102ZM110 221H112V219H111ZM123 221H124V219H123ZM123 221H122V223H123V225H125ZM131 221H132V220H131ZM134 221H135V220H134ZM136 221H137V220H136ZM136 221H135V222H136ZM187 221H188V220H187ZM189 221H190V220H189ZM213 221H214V220H213ZM225 221H226V220H225ZM230 221H231V220H230ZM256 221H257V220H256ZM11 222H13V221H11ZM11 222H10V223H11ZM48 222H49V221H48ZM94 222H95V219H94ZM98 222H99V221H98ZM105 222H106V220H105ZM112 222H113V221H112ZM112 222H111V223H112ZM127 222H128V221H127ZM138 222H140V221H138ZM221 222H222V221H221ZM254 222H255V221H254ZM257 222H258V221H257ZM260 222H261V220H260ZM260 222H259V223H260ZM10 223H9V224H10ZM18 223H19V222H18ZM27 223H30V222L27 221ZM34 223H35V220H34ZM37 223H38V222H37ZM39 223H41V222L39 221ZM103 223H104V222H103ZM118 223H119V224H118ZM118 223H116V224H118L119 227L122 228L123 225L120 226V222H118ZM131 223H132V222H131ZM184 223H185V221H184ZM191 223H192V222H191ZM227 223H228V221H227ZM25 224H26V223H25ZM96 224H97V222H96ZM101 224H102V223H101ZM108 224H109V223H108ZM143 224H144V223H143ZM151 224H152V223H151ZM182 224H183V223H182ZM182 224H181V225H182ZM187 224H188V223H187ZM219 224H220V223H219ZM225 224H226V223H225ZM229 224H230V223H228L227 225L229 226ZM255 224H256V222H255ZM16 225H18V224H16ZM16 225H15V226H16ZM21 225H22V224H21ZM21 225L18 226V227L21 228ZM30 225H31V224H30ZM30 225H29V228H31ZM43 225H44V222H43ZM43 225H42V226H43ZM87 225H88V224H87ZM93 225H94V224H93ZM106 225H107V223H106ZM136 225H137V224H136ZM140 225H141V224H140ZM154 225H155V224H154ZM164 225H165V224H164ZM188 225H189V224H188ZM193 225H194V224H193ZM227 225H226V226H227ZM252 225H254V224L252 223L251 226H252ZM15 226H14V227H15ZM27 226H28V225H27ZM27 226H26V227H27ZM33 226H34V225H33ZM33 226H32V228H33ZM39 226H40V225H39ZM46 226H47V225H46ZM46 226H45V227H46ZM102 226H103V224H102ZM104 226H105V224H104ZM130 226L133 227V225H129V227H130ZM186 226H187V225H186ZM219 226H220V228H221V224H220ZM258 226H259V225H258ZM9 227H10V226H9ZM9 227H8V228H9ZM11 227H12V225H11ZM18 227H16V228L18 229ZM45 227H44V228H45ZM49 227H50V226H49ZM51 227H52V226H51ZM116 227H117V225H116ZM116 227L114 226V229H118V228H116ZM124 227H125V226H123V229H124ZM127 227H128V226H126L125 230L127 229ZM129 227H128V228H129ZM139 227H140V226H139ZM170 227H171V226H170ZM260 227H261V226H260ZM35 228H36V227H35ZM41 228H42V227H41ZM102 228H104V227H102ZM140 228H141V227H140ZM146 228H147V227H146ZM218 228H219V227H218ZM220 228H219V229H220ZM250 228H252V227H250ZM253 228H254V227H253ZM253 228H252V229H253ZM13 229H14V228H13ZM21 229H22V228H21ZM54 229H55V228H54ZM108 229H110V228L107 227V231H108ZM123 229H121V230H123ZM143 229H144V228H143ZM222 229H223V228H222ZM227 229H228V228H227ZM19 230H20V229H19ZM41 230L43 231L44 229H41ZM41 230H40V231H41ZM47 230H49V229H47ZM92 230H93V229H92ZM100 230H101V229H100ZM105 230H106V229H105ZM110 230H111V229H110ZM127 230H128V229H127ZM171 230H172V229H171ZM179 230H180V229H179ZM185 230H188V228H187V227H186V229L184 228V231H185ZM225 230H226V229H225ZM259 230H260V229H258L257 231H259ZM10 231H11V230H10ZM26 231H27V230L25 229V231H23V232H26ZM32 231H33V230H32ZM34 231H35V230H34ZM34 231H33V232H34ZM117 231H118V230H117ZM117 231H116V232H117ZM130 231H131V228H130ZM142 231H144V230H142ZM158 231H159V229H158ZM219 231H220V230H219ZM226 231H227V230H226ZM257 231H255V232H257ZM21 232H22V231H21ZM21 232H20V234H21ZM27 232H28V231H27ZM30 232H31V231H30ZM51 232H52V231H51ZM51 232H50V233H51ZM93 232H94V231H93ZM124 232H125V231H124ZM126 232H127V231H126ZM128 232H129V231H128ZM128 232H127V233H128ZM132 232L134 233V230H133ZM132 232H131V233H132ZM179 232H180V231H179ZM217 232H218V231H217ZM223 232H224V231H223ZM223 232H219V233L222 234ZM253 232H254V231H253ZM8 233H9V232H8ZM12 233H13V232H12ZM14 233H17V234H18V232H14ZM40 233H41V232H40ZM119 233H120V232H119ZM127 233H126V234L124 233V234L127 235ZM142 233H147V232H142ZM149 233H152V232L149 231ZM172 233H173V232H172ZM177 233H178V232H177ZM183 233H184V232H183ZM251 233H252V232H251ZM259 233H260V232H259ZM22 234H23V233H22ZM27 234L29 235V232H28ZM102 234H103V233H102ZM108 234H109V233H108ZM108 234H107V235H108ZM117 234H118V233H117ZM179 234H180V233H179ZM181 234H182V233H181ZM225 234H226V233H225ZM253 234L255 235V233H253ZM24 235H26V234H24ZM24 235H22V236L24 237ZM35 235H36V234H35ZM52 235H53V234H52ZM96 235H97V234H96ZM107 235H106V236H107ZM128 235H129V234H128ZM137 235H138V234H137ZM144 235H145V234H144ZM176 235H177V234H176ZM182 235H184V234H182ZM185 235H189V234H188V233L186 234V231H185ZM216 235H217V234H216ZM226 235H227V234H226ZM234 235H235V234H234ZM251 235H252V234H251ZM256 235H257V234H256ZM8 236H9V235H8ZM20 236H21V235H20ZM29 236H30V235H29ZM39 236L42 237V234L39 235ZM39 236H37V237H39ZM47 236H48V235H47ZM63 236H64V235H63ZM75 236H76V235H75ZM113 236H115V233H114ZM119 236H120V239H123V240L126 239V238H125V239H124V238H121V233L119 234ZM122 236H124V235L122 234ZM132 236H135V234L131 235V237H132ZM145 236H147V235H145ZM153 236H154V235H153ZM169 236H170V235H169ZM236 236H237V235H236ZM248 236H249V235H248ZM258 236H259V234H258ZM13 237H15V236H13ZM18 237H19V236H18ZM49 237H50V236H49ZM53 237H56V236H53ZM97 237H98V235H97ZM110 237H111V236H110ZM183 237H184V236H183ZM187 237H188V236H187ZM221 237H222V236H221ZM224 237H225V236H224ZM249 237H251V236H249ZM249 237H248V240L251 239V238L249 239ZM9 238H10V237H9ZM25 238H26V236H25ZM30 238H31V237H30ZM47 238H48V237H47ZM64 238H65V237H64ZM134 238L136 239V236H135ZM148 238H149V237H148ZM151 238H154V237H151ZM151 238L148 239V240H151ZM173 238H174V237H173ZM173 238H172V239H173ZM185 238H186V237H185ZM219 238H220V237H219ZM252 238H253V237H252ZM260 238H261V237H260ZM26 239H27V238H26ZM28 239H29V238H28ZM42 239H43V238H42ZM42 239H41V240H42ZM49 239H50V238H49ZM54 239H55V238H54ZM111 239H112V238H111ZM113 239H115V238H113ZM127 239H128V237H127ZM127 239H126V241H125V243L127 244V245H126V246H127V251H129V252L132 254L133 258H134L139 264H153V263L151 262V261H152V260H151L152 258H150L149 254L147 253V249H145V247L143 246L144 244L142 245V242H143L144 239L141 241V243H140V239H137L138 241H137L136 244H135V243H134V244L132 243V242H134V240H133V241L131 240L132 242H128ZM132 239H133V238H132ZM193 239H194V238H193ZM203 239H204V238H203ZM205 239H206V238H205ZM221 239H223V238H220L219 244L221 243ZM225 239L229 240V238H226V237H225ZM256 239H257V238H256ZM256 239L253 238V240H255V241H256ZM44 240H45V239H44ZM44 240H43V241H44ZM47 240H48V239H47ZM47 240H46V241H47ZM56 240H57V238H56ZM106 240H107V239H106ZM118 240H119V239H118ZM128 240H129V239H128ZM155 240H156V238H155ZM168 240H169V239H168ZM183 240H184V239H183ZM183 240H182V241H183ZM217 240H218V239H217ZM234 240H235V239H234ZM248 240H247V241H248ZM259 240H260V239H259ZM21 241H22V240H21ZM36 241H37V243H36V242H35V243L38 244V241H40V240H36ZM43 241H41V242H43ZM84 241H85V240H84ZM84 241H83V242H84ZM103 241H105V240H103ZM153 241H154V240H153ZM156 241H157V240H156ZM173 241H174V240H173ZM205 241H206V240H205ZM214 241H215V240H214ZM247 241H246V242H247ZM251 241H252V240H251ZM260 241H261V240H260ZM260 241H259V242H260ZM23 242H24V241H23ZM54 242H55V241H54ZM56 242H57V241H56ZM65 242H66V241H65ZM85 242H86V241H85ZM118 242H119V241H118ZM120 242H121V240H120ZM120 242H119V243H120ZM146 242H147V239H146ZM157 242L159 243V240H158ZM225 242H226V241H225ZM225 242H224V243H225ZM227 242H228V241H227ZM249 242H250V241H249ZM253 242H254V241H253ZM253 242H252V243H253ZM27 243H28V242H27ZM30 243H32V241H30ZM45 243H46V242H45ZM47 243H48V242H47ZM47 243H46V244H47ZM90 243H91V242H90ZM104 243H105V242H104ZM104 243H103V244H104ZM119 243H118V244H119ZM123 243H124V241H123ZM123 243H122V244H123ZM148 243H149V242H148ZM150 243H151V242H150ZM154 243H155V242H154ZM164 243H165V241H164ZM189 243H191V242L189 241ZM247 243H248V242H247ZM255 243H257V242H255ZM20 244H21V242H20ZM24 244H26V243H24ZM43 244H44V243H43ZM48 244H50V243H48ZM48 244H47V245H48ZM54 244H56V243H54ZM101 244H102V243H101ZM118 244H117L116 246H118ZM120 244H121V243H120ZM146 244H147V243H146ZM160 244H161V243H160ZM217 244H218V242H217ZM217 244H216V246H218ZM222 244H223V243H222ZM226 244H227V243H226ZM249 244H250V243H249ZM259 244H260V243H259ZM7 245H8V244H7ZM22 245H23V244H22ZM33 245H34V244H33ZM38 245H41V244L39 243ZM38 245H36L37 248H38ZM52 245H53V244H52ZM114 245H115V244H113V247H114ZM163 245H164V244H162V246H163ZM177 245H178V244H177ZM228 245H230V244H228ZM244 245H245V244H244ZM250 245H251V244H250ZM253 245H254V244H253ZM260 245H261V244H260ZM5 246H6V245H5ZM28 246H29V245H28ZM49 246H50V245H49ZM53 246H54V245H53ZM70 246H71V245H70ZM90 246H91V245H90ZM95 246H96V245H95ZM101 246H102V245H101ZM146 246H147V245H146ZM159 246H161V245H159ZM187 246H188V245H187ZM190 246H191V245H190ZM220 246H221V245H220ZM222 246L225 247V250L227 249V248H226L227 246H226L225 244L222 245ZM248 246H249V245H248ZM41 247H43V245L40 246V249L38 248V253H39V250H41ZM44 247L46 248V246H44ZM47 247H48V246H47ZM106 247H107V245H106ZM120 247H121V246H120ZM122 247H123V246H122ZM122 247H121V250H122ZM154 247H155V246H154ZM168 247H169V249H170V246H168ZM37 248H36V251H37ZM50 248H51V246L49 247V250H51ZM92 248H93V247H92ZM92 248H91V249H92ZM114 248H115V247H114ZM147 248H148V247H147ZM151 248L153 249V246H152ZM157 248H158V247H157ZM166 248H167V246H166ZM173 248H174V247H173ZM180 248H183V247H182V244H181V247H180ZM184 248H185V247H184ZM246 248H250V247H247V245H246ZM8 249H9V248H8ZM25 249H26V248H25ZM27 249H29V248H27ZM27 249H26V250H27ZM89 249H90V248H89ZM93 249H94V248H93ZM115 249H117V248H115ZM149 249H150V248H149ZM152 249H151V250H152ZM189 249H190V248H189ZM210 249H211V248H210ZM216 249H217V247H216ZM252 249H253V248H251L250 250H252ZM254 249H255V247H254ZM17 250H18V248H17ZM29 250H30V249H29ZM33 250H34L33 252H34V254H35V249H33ZM46 250H47V249H46ZM53 250L55 251V248H54ZM53 250H52V251H53ZM62 250H63V249H62ZM118 250H119V249H118ZM156 250H157V249H156ZM220 250H221V248H220ZM223 250H224V248H223ZM225 250H224V251H225ZM239 250H240V249H239ZM245 250H246V249H245ZM255 250H256V249H255ZM260 250H261V247H260ZM24 251H25V250H24ZM64 251H65V250H64ZM92 251H93V250H92ZM114 251H115V250H114ZM148 251H149V250H148ZM153 251H154V250H153ZM153 251H152L151 253H153ZM161 251H162V253H163V250H161ZM172 251H173V249H172ZM180 251H181V250H180ZM185 251L187 252L186 249L184 250V252H185ZM203 251H204V250H203ZM211 251H212V250H211ZM252 251H253V250H252ZM252 251H251V252H252ZM256 251H257V250H256ZM29 252H30V251H29ZM45 252H46V251H45ZM50 252H51V251H50ZM93 252H95V250H94ZM105 252H106V251H105ZM118 252H119V251H118ZM129 252H128V255H129ZM178 252H179V251H178ZM181 252L183 253V251H181ZM189 252H192V251L189 250ZM219 252H220V251H219ZM221 252H222V251H221ZM245 252L248 253V252H249L248 249H247V251H245ZM258 252L260 253V251H258ZM23 253H25V252H23ZM51 253H52V252H51ZM90 253H92V252L90 251ZM95 253H96V252H95ZM115 253H116V252H115ZM121 253L123 254L124 251L121 252ZM125 253H126V252H125ZM125 253H124V255H125ZM151 253H150V254H151ZM215 253H216V251H215ZM217 253H218V251H217ZM249 253H250V252H249ZM249 253H248V254H249ZM42 254H43V251H42ZM58 254H59V253H58ZM61 254H62V252H61ZM72 254H73V253H72ZM117 254H118V253H117ZM117 254H116V255H117ZM158 254H159V253H158ZM160 254H161V253H160ZM185 254H186V253H185ZM185 254H184V255H185ZM190 254H191V253H190ZM223 254H226V253H223ZM245 254H246V253H245ZM256 254H257V253H256ZM260 254H261V253H260ZM20 255H21V254H20ZM38 255H39V254H38ZM48 255H49V254H48ZM77 255H78V254L76 253L75 256H77ZM86 255H87V254H86ZM86 255H85V256H86ZM91 255H92V254H91ZM109 255H111V253H110ZM119 255H120V254H119ZM124 255H122V257H123ZM128 255H126V256H128ZM155 255H156V254H155ZM180 255L182 256V254H180ZM184 255L182 256L183 258L185 257ZM34 256H35V255H34ZM43 256H45V255H43ZM46 256H47V254H46ZM46 256H45V257H46ZM65 256H66V254H65ZM67 256H68V255H67ZM157 256H158V255H157ZM160 256H161V255H160ZM167 256H168V255H167ZM216 256H217V254H216ZM225 256H226V255H225ZM245 256H246V255H245ZM249 256H251V253H250ZM253 256H256V255L253 254ZM54 257H55V256H54ZM78 257H79V255H78ZM173 257H174V256H173ZM199 257H200V256H199ZM203 257H204V256H203ZM213 257H214V256H213ZM217 257H218V256H217ZM217 257H214V258H217ZM25 258H26V257H25ZM32 258H33V257H32ZM37 258H39V257H37ZM49 258H50V256H49ZM55 258H56V257H55ZM66 258H67V257H66ZM111 258H113V257H111ZM118 258H119V257H118ZM126 258H127V257H125V259H126ZM128 258H129V257H128ZM133 258H132V259H133ZM159 258H160V257H159ZM175 258H177V257L175 256ZM187 258H189V257H187ZM195 258H196V257H195ZM222 258H224V257H222ZM222 258H221V259H222ZM225 258H226V257H225ZM27 259H28V258H27ZM62 259H63V258H62ZM67 259H68V258H67ZM72 259H73V258H72ZM79 259H81V258H79ZM85 259H86V258H85ZM95 259H96V258H95ZM119 259H121V258H119ZM155 259H156V258H155ZM184 259H186V258H184ZM257 259H258V257H257ZM42 260H43V259H42ZM45 260H46V259H45ZM52 260H54V259H52ZM77 260H78V258H77ZM86 260H87V259H86ZM121 260H122V259H121ZM129 260H130V259H129ZM129 260H127V261H129ZM215 260H216V259H215ZM215 260H214V261H215ZM219 260H220V259H219ZM223 260H224V259H223ZM254 260H256V259H254ZM36 261H38V259H37ZM43 261H44V260H43ZM68 261H69V260H68ZM91 261H92V260H91ZM98 261H99V260H98ZM123 261H124V259H123ZM127 261H125V262H127ZM130 261H131V260H130ZM130 261H129V262H130ZM169 261H170V260H169ZM171 261H172V260H171ZM171 261H170V262H171ZM179 261H180V260H179ZM182 261H183V260H182ZM182 261H181V262H182ZM185 261H186V260H185ZM246 261H247V260H246ZM24 262H25V261H24ZM31 262H32V261H31ZM54 262H55V261H54ZM66 262H67V261H66ZM70 262H71V261H70ZM81 262H82V260H81ZM83 262H84V261H83ZM83 262H82V264H83ZM95 262H97V261H95ZM106 262H108V261H106ZM120 262H121V261H120ZM137 262H136V263H137ZM157 262H159V260H158ZM163 262H164V259H163ZM163 262H162V263H163ZM166 262H167V260H166ZM175 262L178 263L176 260H175ZM188 262H189V260H188ZM248 262H250V261L248 260ZM255 262H256V261H255ZM35 263H36V262H35ZM39 263H40V262H39ZM43 263H44V262H43ZM43 263H42V264H43ZM45 263H46V261H45ZM45 263H44V264H45ZM50 263H51V262H50ZM58 263H59V262H58ZM90 263H91V262H90ZM90 263H89V264H90ZM114 263H115V262H114ZM121 263H122V262H121ZM121 263H120V264H121ZM123 263H124V262H123ZM123 263H122V264H123ZM131 263H132V261H131ZM171 263H172V262H171ZM176 263H173V264H176ZM215 263H216V262H215ZM215 263H214V264H215ZM220 263H221V261H220ZM243 263H245V261H244ZM27 264H28V262H27ZM47 264H48V263H47ZM92 264H93V263H92ZM94 264H96V263H94ZM100 264H101V263H100ZM112 264H113V262H112ZM124 264H127V263H124ZM132 264H133V263H132ZM163 264H164V263H163ZM181 264H182V263H181ZM195 264H196V263H195ZM212 264H213V263H212ZM222 264H223V263H222ZM254 264H255V263H254Z\"/></svg>", "mask_w": 264, "mask_h": 264}]
</instances>
